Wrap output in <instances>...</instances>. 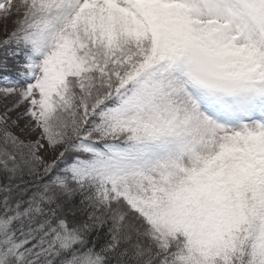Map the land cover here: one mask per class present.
<instances>
[{
  "label": "snow or ice",
  "instance_id": "obj_1",
  "mask_svg": "<svg viewBox=\"0 0 264 264\" xmlns=\"http://www.w3.org/2000/svg\"><path fill=\"white\" fill-rule=\"evenodd\" d=\"M0 24V264H264V0Z\"/></svg>",
  "mask_w": 264,
  "mask_h": 264
},
{
  "label": "rangeland",
  "instance_id": "obj_2",
  "mask_svg": "<svg viewBox=\"0 0 264 264\" xmlns=\"http://www.w3.org/2000/svg\"><path fill=\"white\" fill-rule=\"evenodd\" d=\"M13 2H15V0H13ZM2 27H3V25H2V24H0V28H2ZM8 27H9V28H11V27H12V24H11V22H10V21H9Z\"/></svg>",
  "mask_w": 264,
  "mask_h": 264
}]
</instances>
